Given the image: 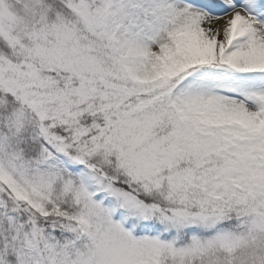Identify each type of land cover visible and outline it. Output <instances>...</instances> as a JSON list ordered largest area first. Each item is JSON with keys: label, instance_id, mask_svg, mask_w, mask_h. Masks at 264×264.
Wrapping results in <instances>:
<instances>
[{"label": "snow or ice", "instance_id": "snow-or-ice-1", "mask_svg": "<svg viewBox=\"0 0 264 264\" xmlns=\"http://www.w3.org/2000/svg\"><path fill=\"white\" fill-rule=\"evenodd\" d=\"M0 264H264V0H0Z\"/></svg>", "mask_w": 264, "mask_h": 264}]
</instances>
